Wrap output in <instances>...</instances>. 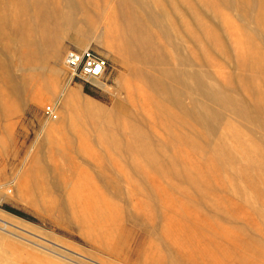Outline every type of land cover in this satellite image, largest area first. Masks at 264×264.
Wrapping results in <instances>:
<instances>
[{
	"label": "rangeland",
	"instance_id": "rangeland-1",
	"mask_svg": "<svg viewBox=\"0 0 264 264\" xmlns=\"http://www.w3.org/2000/svg\"><path fill=\"white\" fill-rule=\"evenodd\" d=\"M72 1L86 30L47 26L38 57L34 14L67 0H0V258L264 264V0H142L165 18L144 26L158 61L125 50L129 0ZM87 47L103 79L66 67ZM189 73L221 90L196 93L209 119Z\"/></svg>",
	"mask_w": 264,
	"mask_h": 264
},
{
	"label": "bare ground",
	"instance_id": "bare-ground-1",
	"mask_svg": "<svg viewBox=\"0 0 264 264\" xmlns=\"http://www.w3.org/2000/svg\"><path fill=\"white\" fill-rule=\"evenodd\" d=\"M132 5H135L137 8L142 11V14L139 16L132 12L130 16L125 20V26H127L133 33V35L128 38L125 41V50L134 56L137 60L139 59H145V60H154L158 61L160 59V55L157 53L156 48L148 43V40L150 39L149 34L147 31L144 30V26L146 22H151L155 24H163L165 21V18L159 14L158 10L152 7L151 4L142 1V0H129ZM77 6L72 0H67V6L64 10V14L62 15H54V17L51 18L50 21L46 22V18L44 17L47 13V8H43L41 11H37L34 15V21L36 23V26H38L40 33H42L43 39L39 40L34 45V53L40 57L42 54L41 52L45 49L46 46H48V43L52 40H49L50 37L46 31L47 26L53 27V29H58V31H66L69 29H75L76 31H84L86 30V26H83L82 23H84L83 20L77 19L75 17V13L77 10ZM264 9V6H263ZM145 13V14H143ZM78 24V26H76ZM58 33V32H57ZM41 36V37H42ZM53 44V43H51ZM62 45V44H61ZM61 45L57 48V52L61 49ZM78 47H83L82 44H79ZM118 52V50H117ZM163 59V57H162ZM141 61V60H140ZM172 72V70L168 69L165 70V73L163 76L165 77L167 73ZM176 73V72H175ZM152 76L148 73H145V78L147 81L153 85L162 88L164 91L168 92V85L161 79H154L151 78ZM182 78V89L190 94V96L193 98L195 102V114L201 118V119H209V112L207 109L203 108L200 103L198 96L196 95L197 92H204L208 96H217L221 93V90L217 87H212L208 84H206L202 79H200L196 73H189L187 75H180ZM187 79L194 80L195 84L191 85ZM19 87V86H18ZM181 93L179 91H175L171 94L172 97L178 98ZM72 97L71 95H69ZM237 108L241 109V105H237ZM247 109V108H246ZM210 123H214V121L209 120ZM24 256V255H23ZM22 256V258H23ZM34 256V255H33ZM20 257V256H19ZM26 257V256H25ZM32 256H30L31 258ZM17 257H2L0 258V264H18L17 262H23L20 261L19 258L18 261H15ZM22 258H20L22 260ZM34 259V258H32ZM27 260V257L26 259ZM29 260V259H28ZM27 260V261H28ZM35 264H43L40 262V259L36 258L34 259ZM42 261V260H41ZM25 262V261H24ZM23 264V263H22Z\"/></svg>",
	"mask_w": 264,
	"mask_h": 264
},
{
	"label": "built area",
	"instance_id": "built-area-1",
	"mask_svg": "<svg viewBox=\"0 0 264 264\" xmlns=\"http://www.w3.org/2000/svg\"><path fill=\"white\" fill-rule=\"evenodd\" d=\"M64 63L72 78L83 81L103 79L109 66L108 59L92 47L69 48L65 53ZM47 112L53 113L51 108Z\"/></svg>",
	"mask_w": 264,
	"mask_h": 264
}]
</instances>
